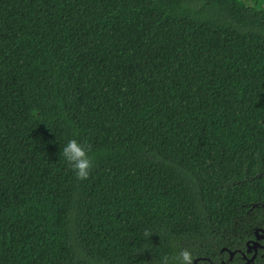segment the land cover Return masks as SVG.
Instances as JSON below:
<instances>
[{"label":"trees","instance_id":"16d2710c","mask_svg":"<svg viewBox=\"0 0 264 264\" xmlns=\"http://www.w3.org/2000/svg\"><path fill=\"white\" fill-rule=\"evenodd\" d=\"M256 228L264 0H0V264H241Z\"/></svg>","mask_w":264,"mask_h":264},{"label":"clouds","instance_id":"9594fccd","mask_svg":"<svg viewBox=\"0 0 264 264\" xmlns=\"http://www.w3.org/2000/svg\"><path fill=\"white\" fill-rule=\"evenodd\" d=\"M60 156L77 180H86L89 177L94 161L82 143L75 138L68 139L60 147ZM160 264H169V257L163 256ZM176 264H191L190 254L186 251L182 252Z\"/></svg>","mask_w":264,"mask_h":264},{"label":"flooded vegetation","instance_id":"af4514ba","mask_svg":"<svg viewBox=\"0 0 264 264\" xmlns=\"http://www.w3.org/2000/svg\"><path fill=\"white\" fill-rule=\"evenodd\" d=\"M256 231H257V234H255ZM255 244H256V252L253 249V246ZM259 251H261L260 256L264 257V228H256V229H254L253 238L249 239L248 241H246L245 250L244 251H241V250L230 251V252H234V254L231 257V259L229 258V254L226 251L225 252L228 254V260L229 261H231L232 258L236 254H238L239 255V259L241 261V264H246V262H248L253 256H255L253 258V261L249 262V264H254V261H255L256 257L259 255ZM210 264H212V263L210 262Z\"/></svg>","mask_w":264,"mask_h":264},{"label":"water","instance_id":"95a60500","mask_svg":"<svg viewBox=\"0 0 264 264\" xmlns=\"http://www.w3.org/2000/svg\"><path fill=\"white\" fill-rule=\"evenodd\" d=\"M255 234H257V231L255 232ZM257 237H258V236H257ZM253 249H254L255 252H256V244L253 246ZM224 251H226V252L229 254V258L231 259V257L233 256L234 252H230V251L227 250L226 248H223V249L220 250V252H224ZM254 255H255V254H254ZM254 257H255V256H253L248 262H246V264H249V262H252ZM198 260H199V259H195V260L193 261V264H197Z\"/></svg>","mask_w":264,"mask_h":264}]
</instances>
